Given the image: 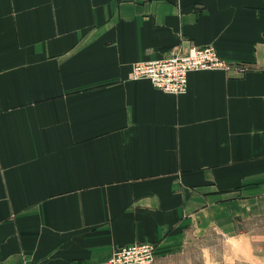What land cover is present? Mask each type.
<instances>
[{"label":"crops","instance_id":"obj_1","mask_svg":"<svg viewBox=\"0 0 264 264\" xmlns=\"http://www.w3.org/2000/svg\"><path fill=\"white\" fill-rule=\"evenodd\" d=\"M214 45L183 94L134 63ZM264 222V0H0V264H98Z\"/></svg>","mask_w":264,"mask_h":264},{"label":"rangeland","instance_id":"obj_2","mask_svg":"<svg viewBox=\"0 0 264 264\" xmlns=\"http://www.w3.org/2000/svg\"><path fill=\"white\" fill-rule=\"evenodd\" d=\"M156 264H264V222L189 228L157 251Z\"/></svg>","mask_w":264,"mask_h":264},{"label":"built area","instance_id":"obj_3","mask_svg":"<svg viewBox=\"0 0 264 264\" xmlns=\"http://www.w3.org/2000/svg\"><path fill=\"white\" fill-rule=\"evenodd\" d=\"M226 68L228 63L214 45L191 44L163 58L134 63L130 76L148 78L156 88L179 95L187 91L191 71ZM157 248L152 241L133 242L116 248L108 260L98 264H156Z\"/></svg>","mask_w":264,"mask_h":264}]
</instances>
